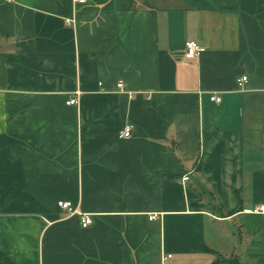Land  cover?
Segmentation results:
<instances>
[{"label": "crops", "instance_id": "crops-1", "mask_svg": "<svg viewBox=\"0 0 264 264\" xmlns=\"http://www.w3.org/2000/svg\"><path fill=\"white\" fill-rule=\"evenodd\" d=\"M260 206L264 0H0V264H264Z\"/></svg>", "mask_w": 264, "mask_h": 264}, {"label": "built area", "instance_id": "built-area-1", "mask_svg": "<svg viewBox=\"0 0 264 264\" xmlns=\"http://www.w3.org/2000/svg\"><path fill=\"white\" fill-rule=\"evenodd\" d=\"M14 0H4L6 3L13 2ZM74 4H84L87 2V0H72ZM205 48L198 43L194 41H187L184 44V51L186 53V56L189 58H196L199 57L201 53H203ZM246 82V77H241L238 80V86H242ZM116 88L118 91H125V85L122 81H118L116 84ZM78 95V93H76ZM210 101L218 103L220 101V98L217 95H212L210 97ZM78 103V99L76 95H73L69 101L67 102V105H76ZM133 133V126L130 124H124L120 130L117 133L118 139H129L131 138ZM188 180L187 176H183L181 178L182 182H186ZM57 207L62 210L67 212L69 215L77 214L80 217V225L82 228H86L91 224V219L90 216L87 214H80L73 209L71 204L69 202H63L60 201L57 203ZM255 213L262 214L264 215V206H260L255 210ZM156 219L155 215H150L149 220H154Z\"/></svg>", "mask_w": 264, "mask_h": 264}, {"label": "trees", "instance_id": "trees-1", "mask_svg": "<svg viewBox=\"0 0 264 264\" xmlns=\"http://www.w3.org/2000/svg\"><path fill=\"white\" fill-rule=\"evenodd\" d=\"M215 264H230V263H226L225 261H217Z\"/></svg>", "mask_w": 264, "mask_h": 264}]
</instances>
